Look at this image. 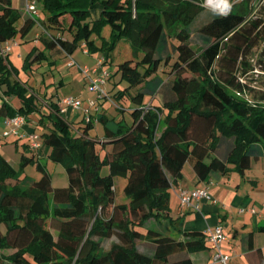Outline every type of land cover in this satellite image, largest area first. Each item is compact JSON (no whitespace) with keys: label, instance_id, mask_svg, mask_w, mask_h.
I'll list each match as a JSON object with an SVG mask.
<instances>
[{"label":"trees","instance_id":"trees-1","mask_svg":"<svg viewBox=\"0 0 264 264\" xmlns=\"http://www.w3.org/2000/svg\"><path fill=\"white\" fill-rule=\"evenodd\" d=\"M35 1L40 16L18 25L20 11L0 0V43L41 24L49 36L41 39L43 51L26 56L27 71L48 59L45 51L57 58L81 45L108 67L116 43L125 40L132 58L115 73L126 86L114 94L106 89L103 100L130 119L99 109L90 113L93 121L72 129L56 104H48L38 121L41 148L65 171L66 186L52 185L37 151L22 152L19 169L0 153V248L15 250L0 254V264H192L185 252L204 248L206 233L184 232L183 241L169 229L177 228L169 199L183 165L209 183L232 171L243 174L264 157V0L235 4L227 15L205 9L201 0ZM96 6L99 17L92 19ZM204 11L210 18L194 30V40L191 24ZM106 25L109 40L102 36ZM12 75L16 69L0 58V116L26 119L39 109ZM2 96L19 98V107ZM95 124L103 128L93 139ZM29 164L39 180L22 176ZM115 178L126 179L124 202L117 201Z\"/></svg>","mask_w":264,"mask_h":264},{"label":"crops","instance_id":"crops-1","mask_svg":"<svg viewBox=\"0 0 264 264\" xmlns=\"http://www.w3.org/2000/svg\"><path fill=\"white\" fill-rule=\"evenodd\" d=\"M25 1L26 0H23L24 6L18 9L12 5V0H11L12 7L18 9L21 13V18L19 20L20 24L27 18L37 19L38 16H40V10L38 9V6H37L36 14L28 13L25 8ZM99 13H100L99 8L98 10H96V8L92 10L91 12V17H93L92 19H97L99 17ZM35 25L38 27L33 37V40L35 41L34 42L35 46H33L27 52L26 56L28 55V53H30L31 50L37 52L43 51L44 45L41 39L45 36H49L48 32H45L44 29L42 30L43 27L40 26L41 25L40 23L37 22ZM42 31L44 34L42 33ZM25 36L23 38H25ZM62 37L64 39H70V36L67 33H63ZM13 40L16 41V37ZM96 42L98 41L96 40ZM16 46L17 44H15L14 47ZM81 47L84 46L81 45ZM45 52H46V56H48V59L42 60L40 64L39 63L32 64L28 70H32V69L37 70L38 68L40 69V67L46 65L47 70H44L41 74L46 75L49 71H51V66L49 64H53L56 58L50 54V51H45ZM83 55H90L95 57L94 66L89 67L86 66L85 64H79L77 61L71 58L72 55H66L62 53L61 56H59V57L68 58L66 62V67L69 71L66 75L72 76L70 77V83H72L73 79L78 77L80 78L82 87H79L77 86L78 84H76L73 92H71L73 94H65L62 96H58L59 94L56 93L57 101L51 102L56 104L59 115L62 116V118L71 125L72 129L73 127H75L74 125L76 123L80 122L81 120L84 121L85 118L84 110L88 108V100L91 99L96 100V96L93 93L89 92L88 95L86 96L82 95L81 91L87 89V80L80 73L79 69L76 66H68V63L72 59L79 67L93 68L97 63V60L101 57L98 54L84 53V51H83ZM7 58L10 65L13 68H15L16 71L18 70L20 73L21 72L20 67L23 66V62L21 64L19 63L18 66L15 65L12 59L10 60V53L7 55ZM105 68L107 69V67ZM19 81L23 83L25 87L32 90L30 86L29 87L27 86L28 82L26 80H22L21 78H19ZM108 83L109 81H107L105 84V90L106 89L108 90V86H107ZM64 85L65 83L61 79L59 86H64ZM31 93L34 95L33 90L31 91ZM92 95L94 97H92ZM66 97H80L82 100L81 108L79 110H74L69 106L66 107L65 105H63L62 107L64 108V111L60 112V101ZM4 98L12 108L19 107L20 104L18 106H16L17 104H15V102L17 103L15 98L13 97L12 98L4 97ZM38 99L44 101L40 96H38ZM102 102L103 101L99 103L97 102L96 106L99 107V109L106 111L101 106ZM43 104L48 106L49 103L47 104L44 101ZM112 106L114 107L113 104ZM0 108H1V102H0ZM90 112L95 113L94 109H91ZM39 113L41 115L40 110L34 112L33 115L26 117L25 124H23L20 128L19 136L11 134L6 138L2 137L1 133L5 131L7 128L6 121L8 118L0 116V126L3 127L2 132L0 133V150L2 149V146L6 144L7 139L12 137L14 138L15 142H17L19 139L25 140V144H23L22 147V152H24L25 154H29L31 150H29L28 148V144H29L28 135L32 132L35 133L34 127L38 124L40 117L44 115L42 114L41 116H39ZM112 116L121 117L119 116V111L117 112L116 115H112ZM78 117H80L79 121H77L78 119H76ZM103 142L108 143V141H103ZM15 149L16 151L18 150L17 146L15 147ZM36 153L38 154L37 156L40 157L41 162L42 161L48 162L47 160H44V158L47 159L46 158L48 153L47 147L45 146H43L42 148L40 147L39 151H37ZM13 157L15 158L14 154ZM9 164L13 168H15L10 162ZM229 173H227L225 176L214 177L209 183H207L200 181L198 179L190 163L187 162L183 165L182 179L170 191L169 217L177 220L176 222L177 228L174 229L172 228V226L169 227L170 234L179 240L187 241V237L182 235L184 232L206 233L208 229H211L216 225H221L222 232L225 236V240L221 244V250L223 253L229 254L230 259L228 261V264H264V184H261L258 182V180H254L252 178L247 179V177H245V172H244L243 174L237 173L240 175V180L237 179L234 185H230L231 178L227 176L229 175ZM226 176H227V181L225 182L224 178H226ZM247 181H249V183H247ZM202 187H205L207 189V192L210 195L211 200L203 199L198 201L196 203L197 208L179 207V200L177 195L180 188L193 190ZM204 242H205L204 248H201L196 251H187L185 252V256L191 260L192 264H217L213 261V250L211 249L209 243L206 240ZM14 251H15L14 249L0 248L1 255L7 256L12 254Z\"/></svg>","mask_w":264,"mask_h":264},{"label":"rangeland","instance_id":"rangeland-1","mask_svg":"<svg viewBox=\"0 0 264 264\" xmlns=\"http://www.w3.org/2000/svg\"><path fill=\"white\" fill-rule=\"evenodd\" d=\"M249 1H251L252 3L253 0H249ZM12 5L19 9L24 6V3H23V0H12ZM95 8L96 10H98V6H96ZM208 13L209 12L204 11L203 13L199 14L197 18L191 24L190 28L193 30L191 34L192 39L195 40L197 39V36H198L194 30L199 29L202 25L208 22V19L210 18ZM17 24H20V21H18ZM37 28L38 27L34 25L29 30V32L26 34L25 38L21 37L19 33L16 35V41L12 39V41L16 43L17 46L19 44L18 47L17 46L13 47L10 52V60L12 59L15 65L18 66L19 63L20 64L22 62L24 63V59H25L27 52L33 46H35L34 44L35 41L33 40V37H34V33L37 30ZM102 36H104L107 40L110 39V29L108 25L102 28ZM98 46H100V41L98 42ZM83 49L84 47H78L71 54L72 55L71 58L77 61L79 64H85L86 66H89V67L94 66L95 57L90 56V55H83ZM130 58H132V53H131V49L128 43L123 39L119 40L116 43V47L114 51L112 52L111 57L109 58L110 65L108 64V67H107L109 71L112 72V75H113L110 78V81L107 85L108 89H112L111 94H114V92L126 86V83L123 81H120V76L117 73H115V67L119 63H122L125 60L130 59ZM67 60H68L67 57H57L53 64H49L51 66V71H49L46 75L41 74L44 70H47L46 65H44L43 67H40V69L38 68L37 70L32 69L28 71H25L23 69V66H21L20 67L21 72L19 73V71L17 70V75H12L13 79L15 78V80H18L19 78H21L22 80H26L28 82L27 86L28 87L30 86V88H32L33 90L35 104L38 107V109L41 111V115L48 114L49 112L48 106L43 104L44 101L47 104L51 102H56L57 101L56 93L59 94L58 96H62L65 94H73L71 92H73L76 84H78L77 86L82 87L80 78L78 77L73 79V81L71 80L72 83H70V77L72 76L66 75L69 71L66 67ZM185 76L189 77L187 74H185ZM61 79L65 83L64 86H59ZM251 86L257 87L258 84L252 83ZM32 90L31 89L28 90V93H29V94L27 93L28 96L31 95ZM81 92L83 96H86L89 93L87 89L82 90ZM38 96H40L44 101H42L41 99H38ZM92 97L94 96L92 95ZM159 97H160L159 94H157L155 98V103L158 102ZM13 98L16 99L17 103L15 102V104H17L16 106H18L21 102L20 99L17 97H13ZM146 100H147V104L149 105L152 102V97L147 96ZM124 105L125 107H128V104L126 102L124 103ZM101 106L111 116L116 115L118 112L117 109H115V107L112 106V103L110 100H103ZM33 114L34 113H31L30 115H33ZM121 114H122V118H125L127 121H129L130 117L126 111L123 113H119V115ZM41 115L39 113V116ZM76 119H78L77 121H79L80 117ZM34 128H35L34 129L35 133L38 135L43 132V127L41 125L37 124ZM102 128L103 127L101 126V124H96L94 127V130H91L89 132V137L95 139V134L98 133L97 135L100 138L101 133H102ZM2 129L3 127L0 126V133L2 132ZM23 144H25V140L19 139L17 142H15L14 138L11 137L7 139L6 144H4L2 146V149L0 150V153L5 157V159L9 161L16 169L20 168L19 159H20V154L22 153ZM16 146L18 148L17 151L15 149ZM13 154L15 158L13 157ZM44 160H47V159L44 158ZM42 162L43 164H45L46 170L49 172L51 176L53 186H66L67 185V176L61 166L53 164L49 161L48 162L42 161ZM100 173L102 175L108 174V168L106 166H103L101 168ZM22 176H28L32 178L33 180H39L41 177V173L38 172L33 165L29 164L23 168ZM227 176L231 178L230 185H234L237 179L240 180V175L237 174V172H230L229 175ZM227 176L226 178H224L225 182L227 181ZM245 177H247V179L252 178L254 180H258L259 183L264 184V157L260 158L259 160H252L251 167L245 171ZM125 183H126V179L124 178L114 179V185H115V190L117 194V201H120V202L125 201L124 196L122 195V189ZM247 183H249V181H247ZM112 241H115V238H111L110 240L106 242V246H105L106 249L109 247Z\"/></svg>","mask_w":264,"mask_h":264},{"label":"built area","instance_id":"built-area-1","mask_svg":"<svg viewBox=\"0 0 264 264\" xmlns=\"http://www.w3.org/2000/svg\"><path fill=\"white\" fill-rule=\"evenodd\" d=\"M249 0H201L200 5L205 9L211 10L221 15H227L230 13L232 7L235 4L243 3ZM262 0H253V6H256ZM26 11L30 14H36L37 3L35 0L25 1ZM12 40L0 43V58H6L10 53L12 48L15 46ZM84 46V45H83ZM84 53H88L87 49L84 47ZM68 66H76L80 73L87 80V90L90 93L96 95V100H88V108L84 110L85 118L84 122L93 121L90 117V110L94 109L95 112L99 111V107L96 106L98 100L108 99V95L105 90V84L110 76V72L104 66V58L100 57L97 60L95 67H79L74 60H70ZM256 74L261 72L254 71ZM82 100L80 97H66L60 101V112L64 111L62 107L65 105L69 106L74 110H79L81 108ZM25 124L24 116L18 115L12 118H8L6 121L7 128L1 133V136L6 138L7 136L14 134L20 135V128ZM29 144L28 148L31 151H38L41 147L40 137L38 134L32 132L28 135ZM179 207H193L197 208L196 203L200 200H211L210 195L205 187L196 188L193 190H188L185 188H180L178 191ZM225 240V236L222 232V226L216 225L215 227L208 229L206 232V241L209 243L211 249L213 250V261L217 264H228L230 259L229 254H225L221 250V244Z\"/></svg>","mask_w":264,"mask_h":264}]
</instances>
